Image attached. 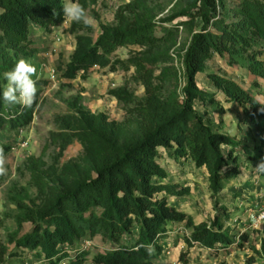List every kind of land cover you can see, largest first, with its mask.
<instances>
[{"label":"trees","instance_id":"trees-1","mask_svg":"<svg viewBox=\"0 0 264 264\" xmlns=\"http://www.w3.org/2000/svg\"><path fill=\"white\" fill-rule=\"evenodd\" d=\"M173 1L132 0L118 8L113 24H99L95 40L80 34L86 28L83 23H71L69 31L75 36L76 47L63 78L73 80L80 75L86 79L94 68L133 71L131 80L143 88L142 98L123 90L109 92L126 103L134 118L133 136L123 140L122 124L78 105L70 114L57 116L54 123L59 131L50 134V141L59 144L62 151L78 142L83 155L65 165L56 178L45 169L43 156L27 159L25 167L36 188L37 203L28 206L18 202L14 221L18 228L24 223L32 227L21 238H11L14 250L0 247V264L25 256V251L27 259L37 263L62 264L69 259V250L78 256L85 250L76 249V245L94 240L109 247L104 254L94 256V264H161L154 261L164 251L161 241L169 231L168 223H185L192 229L187 240L190 248L199 245L215 254L220 245L230 243L225 230L231 211L220 206L219 199L224 197V187L241 174L235 153L248 148L215 132L197 111L196 102L210 107L222 101L236 104L242 121L255 127L262 144L264 104L258 94L219 73L205 74L204 65L214 55H236L248 61L252 74L264 81V60L259 58L264 56V0H193L185 10L174 5L169 16L156 20L159 11ZM64 2L0 0V90L6 86L4 74L19 59L30 62L38 53L34 41L37 29L51 33L65 23ZM75 2L87 11V0ZM162 2H166L165 7ZM178 18L187 20L171 26ZM194 21L199 31L193 34L183 56L184 86L180 89L169 50L176 46L179 28ZM120 49H129L127 58H113ZM202 74L217 92L198 84ZM259 80L252 86L263 87ZM38 105V93L32 107L8 106L0 100V130L13 132L26 125ZM223 111L220 108V114ZM261 144L256 148L259 155ZM0 146L5 155L12 150L11 145ZM161 152L207 173L210 197L217 207L209 223L195 224L169 204L168 196L180 199L189 189L162 183L168 176L159 162ZM240 239L246 241L247 237L241 235ZM148 246L154 249L151 255ZM256 254L264 258V238Z\"/></svg>","mask_w":264,"mask_h":264},{"label":"rangeland","instance_id":"rangeland-1","mask_svg":"<svg viewBox=\"0 0 264 264\" xmlns=\"http://www.w3.org/2000/svg\"><path fill=\"white\" fill-rule=\"evenodd\" d=\"M132 0H87V14L92 18L91 26H86L80 34L90 36L93 40L99 34V24H113L115 13L119 7ZM193 0H174L173 4L166 8V2H162L164 10L159 11L156 20L165 19L169 16L170 9L176 5L177 10H185ZM186 18L176 19L171 26L180 25ZM72 21L67 20L52 32L47 33L38 30L34 41L39 49L38 53L30 62L36 66L37 74L33 77L38 84L39 105L33 112L31 121L16 131L6 129L0 130V143L11 145L12 150L7 157V175L0 176V247H5L9 252L14 250V244L10 243L12 237L21 238L31 230V225L24 223L21 228L15 224L14 218L18 213L17 203L21 202L28 206L37 203V191L31 182L29 171L25 163L29 157L39 158L46 164L45 169L49 170L56 178L61 169L69 162L78 160L83 155V149L78 142H73L64 151L59 144L50 141V134L58 132L54 119L60 115L70 114L76 105L88 109L94 113H103L110 121H115L125 128L123 140L133 136L134 118L128 114L126 103L119 102L112 98L111 90H123L133 94L137 98L144 96V90L136 85L131 76L133 71L123 72L122 70L110 72L108 69H91L87 78L80 75L76 79L63 78V72L70 61L75 50V36L69 31ZM199 31L196 21L179 28V35L176 46L169 50L178 76V86H184L183 56L190 44L193 34ZM40 32V33H39ZM129 49H120L113 58L125 59ZM264 60V56L259 57ZM204 73H219L236 82L252 93L264 104V81L257 79L252 74L249 63L245 59L230 54L223 56L214 55L204 65ZM262 83L263 87L252 86L253 81ZM198 84L202 88L217 92L205 75H199ZM43 82H47L43 84ZM179 89V90H180ZM222 99L221 94L218 96ZM206 104L196 102V109L200 115L208 119L209 125L215 132H220L234 143H239L243 148L235 153L238 158L237 167L241 171L239 178L226 185L222 191L223 198L219 199L220 206H227L231 211L228 228L225 230L226 237L230 243L220 245L217 253H211L199 245L191 248L187 240L191 237L192 229L182 224L168 223V233L162 239L164 247L162 255L155 260L161 264H264V258L256 254L260 250L261 239L264 238V229L252 230L249 228V210L256 200L260 189L264 188V174L256 169V165L264 158V138L261 144L260 138L256 135L255 127L242 121L241 109L234 103L222 101L215 107L206 108ZM215 108L219 112L209 114ZM220 108L225 110L223 125L220 121ZM208 112V113H207ZM209 114V115H207ZM261 125L264 127V120ZM263 146L261 155L256 149ZM159 162L167 172V179L162 183L182 184L189 189L187 196L176 198L168 196L170 205L191 217L195 224L202 222L209 223L215 216V200L210 196L208 189L207 173L196 170L192 164L186 161H175L174 157L161 152ZM231 163V160H230ZM259 190V191H258ZM232 229V230H231ZM247 237L246 241L240 236ZM194 244V243H193ZM76 249L85 250L77 256V252L69 250L71 261H62L68 264L80 259L79 264H94L93 258L97 254H104L108 245L102 244L99 240L87 241L76 245ZM25 256L10 260L8 264H40L32 258H28V251ZM85 253L81 257V255ZM212 254V255H211ZM7 260V256L4 258Z\"/></svg>","mask_w":264,"mask_h":264},{"label":"clouds","instance_id":"clouds-1","mask_svg":"<svg viewBox=\"0 0 264 264\" xmlns=\"http://www.w3.org/2000/svg\"><path fill=\"white\" fill-rule=\"evenodd\" d=\"M63 16L75 23L92 25V18L86 9L75 0H65L63 4ZM37 74V68L26 59H19L15 66L4 74L6 86L0 90V100L8 106L22 104L24 107H32L36 102L38 87L37 80L33 79ZM7 157L4 148L0 146V176L7 175ZM258 171L264 172V158L256 165ZM147 251L151 255L154 249L148 246Z\"/></svg>","mask_w":264,"mask_h":264},{"label":"built area","instance_id":"built-area-1","mask_svg":"<svg viewBox=\"0 0 264 264\" xmlns=\"http://www.w3.org/2000/svg\"><path fill=\"white\" fill-rule=\"evenodd\" d=\"M248 214L250 217V229H264V188L260 189L259 194L256 195V200L252 203Z\"/></svg>","mask_w":264,"mask_h":264},{"label":"crops","instance_id":"crops-1","mask_svg":"<svg viewBox=\"0 0 264 264\" xmlns=\"http://www.w3.org/2000/svg\"><path fill=\"white\" fill-rule=\"evenodd\" d=\"M36 32H38V31H36ZM39 33H40V32H39ZM36 35H37V36H41L40 34H39V35L36 34ZM258 90H259V89H258ZM206 105H207L206 108H208V107L210 106L209 104H206ZM234 105H236V104H234ZM236 106H237V105H236ZM237 107H238V106H237ZM211 109H212V108H211ZM213 112H215V111L212 109V111H211L209 114H212ZM207 113H208V112H207ZM209 114H207V115H209ZM223 114L225 115V110L223 111V113L220 114V121H219V122H220L222 125H223V122H224V118H223V117L221 118V116H222ZM224 115H223V116H224ZM244 123H248V124H250L249 122H244ZM252 126H253V125H252ZM253 127H254V126H253ZM217 133H220V132H217ZM221 134H222V133H221ZM231 183H232V182H231ZM229 184H230V183H229ZM258 191H259V190H258ZM207 250H208V249H207ZM208 251H209V250H208Z\"/></svg>","mask_w":264,"mask_h":264}]
</instances>
